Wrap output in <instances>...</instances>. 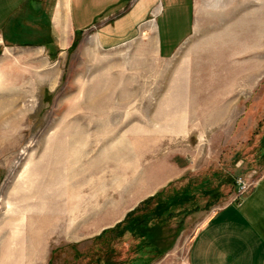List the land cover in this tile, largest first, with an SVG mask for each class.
Wrapping results in <instances>:
<instances>
[{
    "label": "rangeland",
    "instance_id": "374dc122",
    "mask_svg": "<svg viewBox=\"0 0 264 264\" xmlns=\"http://www.w3.org/2000/svg\"><path fill=\"white\" fill-rule=\"evenodd\" d=\"M194 7L166 62L0 40V264H157L261 176L264 0Z\"/></svg>",
    "mask_w": 264,
    "mask_h": 264
},
{
    "label": "crops",
    "instance_id": "0c3cea01",
    "mask_svg": "<svg viewBox=\"0 0 264 264\" xmlns=\"http://www.w3.org/2000/svg\"><path fill=\"white\" fill-rule=\"evenodd\" d=\"M194 21V0H0L2 42L61 50L85 37L104 50L136 43L152 48L140 59L161 62L176 56ZM260 155L264 163V149ZM262 170L250 192L204 219L185 251L174 245L157 264H264Z\"/></svg>",
    "mask_w": 264,
    "mask_h": 264
},
{
    "label": "built area",
    "instance_id": "2783aa9c",
    "mask_svg": "<svg viewBox=\"0 0 264 264\" xmlns=\"http://www.w3.org/2000/svg\"><path fill=\"white\" fill-rule=\"evenodd\" d=\"M237 185H238L237 195H236L234 201L232 200V202L239 200L245 194L250 192V190L254 187L255 183L249 182V181L241 178L237 181Z\"/></svg>",
    "mask_w": 264,
    "mask_h": 264
}]
</instances>
